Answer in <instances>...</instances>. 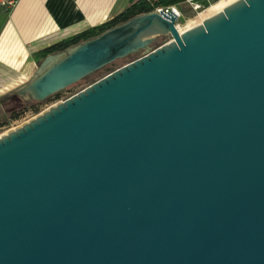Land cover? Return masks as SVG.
Here are the masks:
<instances>
[{"label": "water", "instance_id": "95a60500", "mask_svg": "<svg viewBox=\"0 0 264 264\" xmlns=\"http://www.w3.org/2000/svg\"><path fill=\"white\" fill-rule=\"evenodd\" d=\"M152 11L46 56L0 136V264H264V0Z\"/></svg>", "mask_w": 264, "mask_h": 264}, {"label": "crops", "instance_id": "0c3cea01", "mask_svg": "<svg viewBox=\"0 0 264 264\" xmlns=\"http://www.w3.org/2000/svg\"><path fill=\"white\" fill-rule=\"evenodd\" d=\"M137 1L0 0V97L33 77L39 51L112 20Z\"/></svg>", "mask_w": 264, "mask_h": 264}, {"label": "trees", "instance_id": "16d2710c", "mask_svg": "<svg viewBox=\"0 0 264 264\" xmlns=\"http://www.w3.org/2000/svg\"><path fill=\"white\" fill-rule=\"evenodd\" d=\"M188 1H190V0H138L137 2L132 4L124 12H122L121 14H119L118 16L113 18L112 20H110V21H108V22H106V23H104L98 27L87 29V30H85V31H83L77 35H74V36H71V37L64 39L62 41H59V42L51 45L50 47L39 51L35 56H37L38 58H40L42 60L48 55L65 52L68 49H70L76 45H79L81 43H84L88 40H91V39L99 36L103 32H105L109 29H112L116 26L122 25V24L126 23L127 21H129V20H131V19H133L139 15L155 11V9H157V8L178 7V6L185 4ZM161 45H162V43H160L159 45H156L155 48H157ZM133 56L134 55H130V56L126 57L125 59H130ZM116 62H114V63L110 64L109 66L104 67L100 71H97L96 73L86 77L85 79H83L79 83H88V85H91L92 83L95 82V80H94L95 77H99L102 74L104 76H106L107 74L115 71L114 66H115ZM69 89H70V87L67 88L66 90L48 98L44 102L32 101L31 103L25 104L22 108L12 111L10 113L9 120H11V121L18 120L26 112H31V113L37 114L39 112V106L41 104L46 103V102H50V101H54V100H58L61 97V94L65 91L69 90ZM1 103H2V100H0V105H1ZM1 127H2V124H0V128Z\"/></svg>", "mask_w": 264, "mask_h": 264}, {"label": "rangeland", "instance_id": "374dc122", "mask_svg": "<svg viewBox=\"0 0 264 264\" xmlns=\"http://www.w3.org/2000/svg\"><path fill=\"white\" fill-rule=\"evenodd\" d=\"M221 0H210L208 3L205 2V0H198L199 3H202V6L196 7V4L191 3H185L181 5L180 7H177V10L180 11V18L178 19L176 25L177 28L180 30H187L189 27V23L191 20H193L200 12L208 8L210 5L216 4L220 2ZM171 40L170 36L165 37H157L154 42L144 51H140L136 53L132 58L130 59H122L115 63L114 69H118L138 58H140L143 54L146 52L153 51L156 45H159L160 43L165 44L168 43ZM161 45V46H162ZM160 47V46H159ZM158 48V47H157ZM34 60L37 63V67L39 66V63L41 62V59L37 56H34ZM104 75L102 74L99 77H95V82L99 79L103 78ZM88 83H77L70 87L69 90L63 92L61 94V97L58 100L50 101L43 103L39 106V112L37 114L26 112L24 113L18 120L11 121L9 120L10 113L14 110H18L22 108L25 104L31 103V100L24 99L17 95V90L10 92L8 94H5L4 96L0 97V100H2V103L0 105V124H2V127L0 128V136L3 134H6L9 131L15 130L19 128L21 125L25 124L26 122L30 121L34 117H36L38 114L44 112L49 107L55 105L58 103L60 99L72 96L86 87H88Z\"/></svg>", "mask_w": 264, "mask_h": 264}, {"label": "bare ground", "instance_id": "6f19581e", "mask_svg": "<svg viewBox=\"0 0 264 264\" xmlns=\"http://www.w3.org/2000/svg\"><path fill=\"white\" fill-rule=\"evenodd\" d=\"M235 1L236 0H221L216 4L210 5L208 8L200 12L193 20L190 21L188 29L201 25L203 21L221 12L225 7H227L228 5L232 4ZM178 31L182 33L185 30L182 31L178 29Z\"/></svg>", "mask_w": 264, "mask_h": 264}, {"label": "built area", "instance_id": "2783aa9c", "mask_svg": "<svg viewBox=\"0 0 264 264\" xmlns=\"http://www.w3.org/2000/svg\"><path fill=\"white\" fill-rule=\"evenodd\" d=\"M210 1V0H208ZM156 12L158 13H164V14H168L170 11H174L177 15V18L179 19L181 14H180V11L177 10L176 7H171V8H157L155 9ZM148 52H146L145 54H143L142 56L146 55ZM141 56V57H142ZM75 95V94H74ZM73 96V95H72ZM71 96L69 97H66V98H63V99H60L58 102H62V101H65L66 99L70 98Z\"/></svg>", "mask_w": 264, "mask_h": 264}]
</instances>
